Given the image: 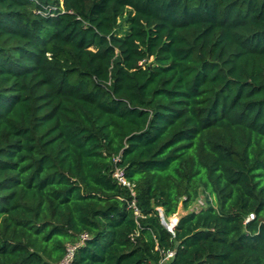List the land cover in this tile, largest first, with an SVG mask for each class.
Masks as SVG:
<instances>
[{
    "label": "trees",
    "instance_id": "1",
    "mask_svg": "<svg viewBox=\"0 0 264 264\" xmlns=\"http://www.w3.org/2000/svg\"><path fill=\"white\" fill-rule=\"evenodd\" d=\"M82 234L71 264H264V0H0V264Z\"/></svg>",
    "mask_w": 264,
    "mask_h": 264
},
{
    "label": "built area",
    "instance_id": "2",
    "mask_svg": "<svg viewBox=\"0 0 264 264\" xmlns=\"http://www.w3.org/2000/svg\"><path fill=\"white\" fill-rule=\"evenodd\" d=\"M114 177L118 180V182L122 185H125V186H129V183L128 181L126 180L125 178V175L123 173L122 170L120 169H116L115 172H114ZM199 204L201 205L202 204V201H199ZM253 218V214H250L247 218H246V221L250 220ZM177 223V219L176 220H172L169 224L171 225H175ZM88 236L86 234H82L81 237H80V241L78 244H73V245H69L67 248H66V254L64 255L63 259L59 262V264H71V261L74 257V253L77 249V247L83 243V241L85 239H87ZM173 252L169 251L168 253H166V256H165V259L162 261L164 263L165 260H168L169 258L173 257ZM162 262L160 264H162Z\"/></svg>",
    "mask_w": 264,
    "mask_h": 264
},
{
    "label": "water",
    "instance_id": "3",
    "mask_svg": "<svg viewBox=\"0 0 264 264\" xmlns=\"http://www.w3.org/2000/svg\"><path fill=\"white\" fill-rule=\"evenodd\" d=\"M162 223L170 230V231H172L173 230V227H174V225H171V224H168V223H166L163 219H162Z\"/></svg>",
    "mask_w": 264,
    "mask_h": 264
},
{
    "label": "rangeland",
    "instance_id": "4",
    "mask_svg": "<svg viewBox=\"0 0 264 264\" xmlns=\"http://www.w3.org/2000/svg\"><path fill=\"white\" fill-rule=\"evenodd\" d=\"M183 213H184V211L180 210V211H179V214H178L176 217H172V218L170 219V222H171L172 220H176V219H178V216H181Z\"/></svg>",
    "mask_w": 264,
    "mask_h": 264
}]
</instances>
